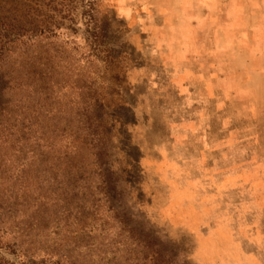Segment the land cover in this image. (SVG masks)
Here are the masks:
<instances>
[{
	"label": "rangeland",
	"instance_id": "rangeland-1",
	"mask_svg": "<svg viewBox=\"0 0 264 264\" xmlns=\"http://www.w3.org/2000/svg\"><path fill=\"white\" fill-rule=\"evenodd\" d=\"M10 11L32 28L8 61L33 67L48 146L32 264H264V0H0ZM177 66L210 82L187 107ZM6 240L0 264H26Z\"/></svg>",
	"mask_w": 264,
	"mask_h": 264
},
{
	"label": "trees",
	"instance_id": "trees-1",
	"mask_svg": "<svg viewBox=\"0 0 264 264\" xmlns=\"http://www.w3.org/2000/svg\"><path fill=\"white\" fill-rule=\"evenodd\" d=\"M27 25L20 23L11 11L0 14V243L8 239L6 247L13 252L18 250L26 259V264H32L34 252L29 247L38 235V228L33 225L30 215V176L36 157L41 156L44 161V152L48 146L44 130L37 133L35 129L34 111L31 107L33 67L30 64L19 67L8 61L15 41L32 30ZM173 68L169 79L181 94V105L187 107L193 100L200 99L198 84H203L208 79L200 78L196 72L192 74L189 68L178 67L187 71L189 76L175 83ZM41 73L40 78L44 79ZM203 92L206 97L203 99L204 103H208L212 94L207 96ZM48 251L52 253L54 250ZM49 252L46 254L52 258ZM56 254L61 255L58 251ZM47 260L53 264H80L70 256ZM195 260L201 262L196 258Z\"/></svg>",
	"mask_w": 264,
	"mask_h": 264
},
{
	"label": "crops",
	"instance_id": "crops-1",
	"mask_svg": "<svg viewBox=\"0 0 264 264\" xmlns=\"http://www.w3.org/2000/svg\"><path fill=\"white\" fill-rule=\"evenodd\" d=\"M147 72H148V70H147ZM149 72H150V69H149ZM148 74H149V73H148ZM140 75H142L141 72H140V73H139V72H136V71H135V72H134V71L132 72V76L135 77V79H136L137 81H139V76H140ZM170 82H171V81H170ZM175 83H176V82H175ZM182 83L184 84V82H182ZM171 85H172V84H171ZM178 96H181V94L178 93Z\"/></svg>",
	"mask_w": 264,
	"mask_h": 264
}]
</instances>
